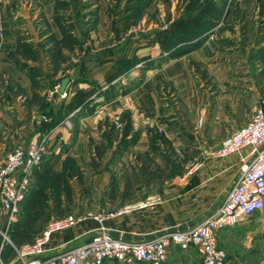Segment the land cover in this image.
Instances as JSON below:
<instances>
[{"label": "rangeland", "instance_id": "374dc122", "mask_svg": "<svg viewBox=\"0 0 264 264\" xmlns=\"http://www.w3.org/2000/svg\"><path fill=\"white\" fill-rule=\"evenodd\" d=\"M43 1L44 8L34 1L28 3L29 11L39 24L41 33L37 46L42 52L39 56L44 66L35 65L33 72L47 78L58 76L57 82L51 85L58 92L60 79L71 78L70 72L78 59L84 55L94 56L82 62L80 75L74 81L70 79L63 89L64 95H57L58 99H65L67 91L73 90L68 86L76 83L85 88L84 95L78 97L80 102L73 105L69 115L62 114V102L53 113L50 101L38 100L44 111L36 113L38 119L31 118L37 121L39 130L35 141L45 145L47 150L56 148L49 159L40 161L32 169L33 176L15 221H23L18 233L20 238L34 236L49 219L65 214L100 212L101 208L116 210L130 203H159L177 195L187 201V196L182 194L203 177H211L212 197L226 187L229 175L219 173L215 166L228 165L230 161L236 163L235 156L219 157L214 151L232 133L224 131L223 127L239 128L253 114L254 108L248 116L242 117V124L233 126L215 119V111L208 116L212 104L210 97L217 93H208L210 82L204 81L205 68H200L197 60H232L243 55L253 65L256 62L264 67V46H257L264 37L262 26L257 27L253 36L241 37V45L231 50L199 52L188 57L194 46L192 34L204 26H215L211 18L203 19L201 0ZM210 13L208 9L206 15ZM177 20L186 21V24L177 29L173 27ZM47 22L61 28L64 35L60 40L50 33ZM73 33L78 34L81 42H75ZM28 35L22 31L17 40L27 39ZM202 38L204 35L199 39ZM214 39L224 40L218 36ZM245 45L250 46L244 49ZM59 47L69 50L68 55H61L67 62L57 67L53 65L51 69L48 57L51 56L52 63L56 64ZM155 49L158 52L152 57L150 54ZM211 54L214 55L210 57ZM183 55L187 62L183 81L176 80L173 86L159 71L140 86L145 78L144 70L158 67L167 57ZM29 56L35 59L32 54ZM189 72L198 74L200 87L194 83V78L188 77ZM0 81L4 88L13 87L4 76H0ZM201 88H206L204 93H208V99L204 100ZM79 92L75 90L74 95ZM195 92L200 97L197 103L202 110L188 101ZM71 101L66 109L72 107ZM56 126L60 127L59 134L51 131ZM76 140L82 148L71 151ZM213 170L217 175L212 176L210 171ZM246 221L252 228L237 230V233L221 232L219 245L230 264L234 257L241 264H264V211ZM244 231L250 232L248 237L243 236ZM3 233L7 235L1 228L0 264L13 258L24 244L12 242L8 235L10 244L7 243Z\"/></svg>", "mask_w": 264, "mask_h": 264}, {"label": "crops", "instance_id": "0c3cea01", "mask_svg": "<svg viewBox=\"0 0 264 264\" xmlns=\"http://www.w3.org/2000/svg\"><path fill=\"white\" fill-rule=\"evenodd\" d=\"M31 1L41 4L43 8L46 6L43 0H2L0 3V76L8 79L13 86L12 88L0 86V161L14 147L21 146L25 148L28 143L35 141V136L39 130L36 127L37 121L31 120V118L35 116L38 119L39 115H36V113L44 111L40 108L38 100L50 101L53 113L56 112L57 106L62 102V114L66 116L73 111V105H76L78 101L80 102L78 97L74 95L75 90L86 91L85 88L78 87L80 83L70 85L68 86L69 89L72 88L73 90H68L67 97L60 100L57 97L59 92H55L51 86L57 82L58 76H49L47 78L43 74L33 72L32 69L35 65L39 67L43 65L40 57L42 52L37 46L40 42L41 32L38 28V22L29 11L28 3ZM201 4L205 13L203 19L211 18L210 21L211 23L214 21L215 26L214 24L209 25L210 27L204 26L197 33L192 34L194 38L191 41L194 42V46L189 50L188 57L199 52L218 53L231 50L235 45H241L239 44L242 40L241 37L253 36L259 25L262 26L260 29L264 31V0H201ZM208 9L211 10V13L206 15ZM219 19L220 22L218 21ZM47 23L53 37L60 40L62 35H64L61 28L52 22ZM22 31L29 34L28 38L17 40V36L21 35ZM208 31L212 33L209 37ZM202 35H204V38L199 39ZM212 35L213 37H211ZM71 36L76 43L80 41L77 33H73ZM215 36L221 37L225 41H217L214 39ZM29 40L31 42L29 43L30 45H28ZM248 46L245 45L243 48L245 49ZM257 46H264V37ZM59 49L58 53L60 54H58L59 59L57 58L55 61L56 64L52 63L51 56L48 57L47 62L50 63L49 67L51 69L53 65L57 67L67 62V60L61 59V55H68L69 50L66 47H59ZM157 52L153 50L150 55L155 57ZM30 54L35 57L34 60L29 56ZM213 55L211 54L210 57ZM184 58V55L176 58L175 56L167 57L158 67L147 68L143 72L145 78L140 83V86L147 82L152 74L159 71L162 72L165 79L172 81L173 86L176 85V80L178 83L181 80L183 81L187 64ZM197 62L201 64L200 68H205L204 81L210 82L209 86L211 89L208 93H217L215 96L210 97L212 104H210L211 107L209 106L210 111L207 112V115L211 117L215 114V119L227 122L228 126L237 125L238 123L242 124V117L248 116L255 107L256 100L262 95L264 96V67L258 66L259 63L256 64V62L253 65L251 60L243 58V55H239V58L232 60L215 58L209 60L199 59ZM48 73L51 74V70H48ZM188 77L194 78V83L198 87L201 86L196 72H189ZM5 83L6 81L3 82V84ZM199 90L204 93L206 88ZM131 92L133 93L134 91ZM204 95V100L208 99L206 93ZM178 96H180V93ZM71 98L70 106L72 104V107L66 109ZM199 98L197 92H195L193 98L189 97L188 101L190 104L192 103V106L198 107L197 101ZM200 109L202 110L201 107ZM213 111H215L214 114L212 113ZM239 117L240 119L238 120ZM213 122L216 123L217 121ZM237 128L223 127V130L234 132ZM51 131L53 133L58 132V134L61 132L59 126L52 128ZM79 147L82 148L81 144L78 145L76 140L71 151H76ZM55 148V146L48 148L49 153L43 157V160L49 159ZM235 161L236 163L230 161L231 163H228V165L219 163V165L215 166L219 173L229 175V180L227 186L218 191L214 197H212L211 177L208 179L203 177V179L200 178L198 184H195V186L182 194L187 196V201L184 197L181 199L180 197L182 196L177 195L163 199L159 203L148 202L143 206L130 203L128 204L129 208L121 216L104 219L101 225L125 240H140L153 235L156 231L175 228L184 229L193 225L206 217L226 194L239 167L236 157ZM216 170L210 171L212 176L217 175L218 172ZM207 174H209V171ZM124 203L128 202L125 201ZM112 210L101 208L100 211ZM0 222H2L1 229L4 226L1 215ZM16 223L14 222L10 225L7 230V235L11 237L12 242H18L21 245L32 239L33 235L28 239L24 235V238L21 239L18 233L23 227V221ZM96 226L97 223L95 221L84 220L59 236L52 237L49 240V245L54 250H62L77 245L88 237L91 234V230ZM248 228H252L249 226L248 221L237 223L231 227H224L217 232V242L221 232L237 233V230H246ZM248 233L250 232L244 231L243 236L248 237ZM25 238L27 241L24 240ZM5 251L6 249L3 248V255L6 254ZM233 259L234 262L231 264H241L237 263V257ZM226 260L227 264H230L227 255ZM2 264H16V254ZM105 264L118 263L107 261ZM161 264H200V262L199 257L192 249L188 251L173 249L167 259Z\"/></svg>", "mask_w": 264, "mask_h": 264}, {"label": "built area", "instance_id": "2783aa9c", "mask_svg": "<svg viewBox=\"0 0 264 264\" xmlns=\"http://www.w3.org/2000/svg\"><path fill=\"white\" fill-rule=\"evenodd\" d=\"M63 95L62 91L60 96ZM48 153L45 145L34 141L25 148L14 147L0 161V215L5 233L17 220L33 167ZM214 154L235 156L239 167L224 197L195 224L184 229H164L150 238L123 240L112 237L101 222L121 216L129 205L113 211L65 214L49 219L30 242L16 250V264H161L173 249L194 250L200 264H227L225 252L217 242L218 230L264 211V97L257 99L253 114L219 143ZM87 219L97 223L88 237L77 245L52 249V237ZM3 237L10 244L8 236L3 233Z\"/></svg>", "mask_w": 264, "mask_h": 264}, {"label": "water", "instance_id": "95a60500", "mask_svg": "<svg viewBox=\"0 0 264 264\" xmlns=\"http://www.w3.org/2000/svg\"><path fill=\"white\" fill-rule=\"evenodd\" d=\"M93 56H94V55H84V56H82V57H80V58L78 59V61L76 62L75 66L72 68V70H71V72H70V77H71V78L65 76V77H62V78L60 79V81H59V87H58V92H59V93H61V92L63 91V89L65 88L66 84L70 81V79H71L72 81H74V80L78 77V75H79V71H80V65H81V63H82L84 60H86V59L93 58ZM167 230L170 231L171 229H167ZM159 233H161V231H156L153 235H150V236H148V237H146V238H150V237H152V236H154V235H158ZM110 235H111L112 237H115V238L119 237V236H117V234H115V233L112 232V231H110ZM119 238H120V237H119ZM121 239H123V238H121ZM123 240H125V239H123Z\"/></svg>", "mask_w": 264, "mask_h": 264}, {"label": "trees", "instance_id": "16d2710c", "mask_svg": "<svg viewBox=\"0 0 264 264\" xmlns=\"http://www.w3.org/2000/svg\"><path fill=\"white\" fill-rule=\"evenodd\" d=\"M184 24H186V21H183V20H177V21H175L174 23H173V27H175V28H177V27H182V25H184ZM178 29V28H177ZM165 34H167V33H165ZM155 51H157L156 49H155ZM81 70H82V63H81V65H80V71H79V75H80V73H81ZM84 94L80 91L79 93H76L75 94V96H77V97H79V96H83ZM74 99V98H73ZM81 99V98H80ZM83 99V98H82ZM71 100H72V98H71ZM34 170V169H33ZM33 170H32V172H33Z\"/></svg>", "mask_w": 264, "mask_h": 264}, {"label": "bare ground", "instance_id": "6f19581e", "mask_svg": "<svg viewBox=\"0 0 264 264\" xmlns=\"http://www.w3.org/2000/svg\"><path fill=\"white\" fill-rule=\"evenodd\" d=\"M126 102V101H125ZM124 104V103H123Z\"/></svg>", "mask_w": 264, "mask_h": 264}]
</instances>
